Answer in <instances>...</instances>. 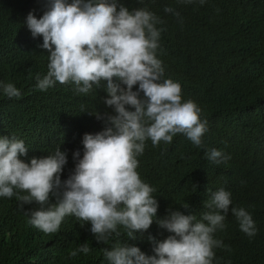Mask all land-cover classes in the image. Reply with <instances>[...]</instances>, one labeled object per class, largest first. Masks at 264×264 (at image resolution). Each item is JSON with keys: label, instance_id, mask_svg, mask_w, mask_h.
<instances>
[{"label": "trees", "instance_id": "1", "mask_svg": "<svg viewBox=\"0 0 264 264\" xmlns=\"http://www.w3.org/2000/svg\"><path fill=\"white\" fill-rule=\"evenodd\" d=\"M48 0H0V82L12 83L19 98H8L0 88V137L25 142L32 158L53 154L57 147L67 153L68 163L61 182L73 172V152L83 155L85 133L96 134L105 127L95 113L114 115L104 100L103 87L88 94L75 91L74 84H60L41 91L36 76L47 74L48 51L40 47L42 37L33 38L26 18L32 12L40 18ZM130 11L146 8L162 20L157 58L162 61L164 79L182 86V99L194 101L207 120L203 147L184 135L171 143L153 146L145 142L138 157L141 179L155 188L160 218L168 210L194 214L201 219L212 194L223 188L231 193V207L244 208L254 220L257 234L249 237L229 212L223 230L214 238L224 247L214 249L213 264H264V0H117ZM166 7L173 12L164 11ZM178 13L179 15H176ZM106 83V82H103ZM138 85L133 90H137ZM217 149L230 159L211 162L206 153ZM56 191L48 206L57 201ZM26 194V193H21ZM188 208H184V206ZM14 195L0 197V264H108L103 250L115 243L139 247L154 255L153 243L169 235L154 221L144 232L129 239L126 230L107 244L98 243L91 224L75 216L64 218L59 230L47 234L29 223L27 209ZM87 243L90 252L70 256ZM150 252V253H149Z\"/></svg>", "mask_w": 264, "mask_h": 264}, {"label": "clouds", "instance_id": "2", "mask_svg": "<svg viewBox=\"0 0 264 264\" xmlns=\"http://www.w3.org/2000/svg\"><path fill=\"white\" fill-rule=\"evenodd\" d=\"M46 7L40 18L32 12L26 18L32 37H42L40 47L49 53L47 74L36 76V87L45 91L57 82L71 83L81 94L103 87L104 103L115 114L95 113L97 119H104L105 127L96 134H84L82 158L79 150L73 152L75 167L63 183L66 152L57 147L53 154L25 163L19 158L27 155L25 142L0 137V197L15 195L21 208L38 205L25 211L29 223L47 234L56 233L67 216L90 223L91 233L103 244L119 237L121 228L129 239H136L135 233L147 231L153 221L155 230L160 226L173 234L163 241L149 236L151 256L139 247L117 242L103 250L108 264H213L214 249L224 247L214 233L225 228L229 212L241 231L254 237L257 228L252 215L242 207H231V193L223 188L212 194L205 204L209 211L199 220L171 208L160 218L153 196L156 189L137 171L147 140L158 146L184 134L193 145L203 147L208 131L201 108L182 99L180 83L163 78L162 61L157 58L163 30L157 28L160 17L146 8L130 11L118 6L117 0H48ZM0 88L8 98L21 96L10 82H0ZM206 155L216 164L230 159L217 149ZM54 190L57 201L46 208ZM80 252H90L87 243L70 256Z\"/></svg>", "mask_w": 264, "mask_h": 264}]
</instances>
